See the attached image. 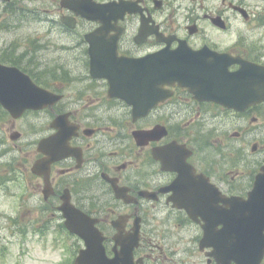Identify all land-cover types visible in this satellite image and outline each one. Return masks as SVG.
I'll return each mask as SVG.
<instances>
[{
    "label": "flooded vegetation",
    "instance_id": "obj_1",
    "mask_svg": "<svg viewBox=\"0 0 264 264\" xmlns=\"http://www.w3.org/2000/svg\"><path fill=\"white\" fill-rule=\"evenodd\" d=\"M81 1L0 0V33L28 29L31 44L0 46V62L18 66L47 91L44 106L19 117L0 106V168L14 169L9 181H29L42 198L41 218L62 227L66 197L95 218L108 261L121 256L122 264H220V249L201 247L204 225L215 222V212L200 208L199 200L214 187L227 197L247 198L254 190L264 165V102L238 111L177 85H167L157 101L160 84L143 77L136 89L120 88L102 74L124 69L125 76H152L145 59L177 49L181 41L193 50L208 47L264 65V45L249 29L254 11L247 0H90L124 3L128 9L109 21L79 15ZM220 16L226 30L213 22ZM238 18L246 24H237L232 45H223L220 33ZM33 26L49 34L35 36L43 32ZM38 46L45 48L47 66L32 52ZM135 103L143 111L154 105L135 117ZM38 168L42 175L34 172ZM138 224V245L124 255Z\"/></svg>",
    "mask_w": 264,
    "mask_h": 264
},
{
    "label": "water",
    "instance_id": "obj_2",
    "mask_svg": "<svg viewBox=\"0 0 264 264\" xmlns=\"http://www.w3.org/2000/svg\"><path fill=\"white\" fill-rule=\"evenodd\" d=\"M126 9L128 8L125 5H93L90 0H82L79 12L90 19L103 20L106 17L110 21L117 20L118 12L123 14ZM109 21L103 23L107 24ZM234 63H239L241 68L231 72L229 66ZM145 65L153 67L152 73L155 76H125L123 68L116 70V74L107 71L102 75L108 76L111 82L120 83V88L126 84L136 89L137 82L141 84L143 77L146 82L159 83L161 88L165 84L176 82L183 87H189L197 82L202 84L203 90L200 94L239 110L264 101V66L242 58L210 50L194 51L187 46H180L173 51L152 55L145 59ZM92 66L94 67V64ZM196 72L229 75L195 76ZM44 91L20 69L0 64V103L13 116L21 115L27 108L44 105L42 100L47 94ZM155 96L156 100L159 99L158 93ZM147 106L149 107L145 105V109ZM143 113L141 105L135 103V117ZM214 192L217 195H214ZM202 196L203 199L199 202L203 205L200 208L209 209L212 215L215 212V222H209L205 226L201 246H212L216 251L220 249V264H230L232 260H236L238 264H260L264 255V166L257 177L254 190L249 193L247 199L239 196L227 197L216 187ZM175 200L180 201V206L185 205L184 200ZM219 202L226 206L222 207ZM191 208L193 209V206ZM62 209L67 218L68 229L81 236L86 243L87 248L80 251L76 264H122L121 256L108 261L103 245L104 237L95 228L96 219L68 204ZM218 225L223 226L219 231L220 237L217 232ZM131 241L125 246L128 251L122 252L124 255H132L138 234L131 237ZM216 257L219 255L216 254Z\"/></svg>",
    "mask_w": 264,
    "mask_h": 264
},
{
    "label": "rangeland",
    "instance_id": "obj_3",
    "mask_svg": "<svg viewBox=\"0 0 264 264\" xmlns=\"http://www.w3.org/2000/svg\"><path fill=\"white\" fill-rule=\"evenodd\" d=\"M211 1L216 2V0ZM221 3L222 0L220 5ZM247 4L256 15L255 19L253 18L249 23V29L254 31L252 37H256L258 44L261 41L264 45V0H247ZM237 24L246 23L238 18L237 21L233 20V28L230 31L220 33V42L223 45H232L238 28H236ZM31 29L43 32L41 34L32 32L33 35L41 36L43 39L49 34L40 27L33 26ZM26 36H30L28 29H19L15 32L3 31L0 33V46L4 47L10 42H15L21 49L30 47V40L26 41ZM44 51L43 47L38 46L35 50L32 47V52H37L42 64L47 66ZM49 54L52 58L53 54ZM50 58L47 57L48 60ZM63 58L65 66L69 68L70 65L64 55ZM247 158L251 159L250 156ZM7 172L6 168H0V181H2L0 185V264H71L74 244L79 242L62 231L55 222L41 218L42 198L36 195L37 193L31 192L28 180H21L18 177L15 181L7 180L4 175Z\"/></svg>",
    "mask_w": 264,
    "mask_h": 264
}]
</instances>
